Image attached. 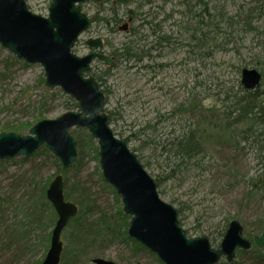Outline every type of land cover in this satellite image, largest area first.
Returning a JSON list of instances; mask_svg holds the SVG:
<instances>
[{
	"label": "rangeland",
	"instance_id": "rangeland-1",
	"mask_svg": "<svg viewBox=\"0 0 264 264\" xmlns=\"http://www.w3.org/2000/svg\"><path fill=\"white\" fill-rule=\"evenodd\" d=\"M25 1L34 14L48 16L51 0ZM256 4L264 11V0H136L128 7L90 0L81 6L89 17H111L115 10L120 22L97 21L75 45L78 56L87 55L86 41L98 37L110 55L124 42L140 39L132 29L141 24V32L154 40L146 22L161 24L163 33L171 37L168 47L152 53L156 56L152 69L121 59L111 67L95 62L91 74L105 72V112L114 113L109 114L110 126L118 138L130 139L129 148L154 179L158 170L147 165L153 147L161 150L164 141L190 129L204 135L205 157L200 164L190 163V170L177 171L158 192L162 200L181 209L179 222L187 236H207L214 249L220 248L232 220L242 223L251 241L264 231V124H255L246 139L237 135L238 145L223 131L225 113L235 110L233 103L243 94L244 68L263 75L259 89L264 92V17L251 21L246 17ZM129 10L143 13L141 20L136 17L129 22ZM125 26L127 31L121 30ZM196 32L199 41L192 39ZM75 103L60 88L46 86L41 65H30L0 45V134L29 135L39 121L78 112ZM247 126L240 125L236 132ZM70 133L77 141L78 157L67 172H60L61 161L46 147L30 156L0 160V264L43 263L58 219L52 222L46 193L58 175L67 181L74 197L81 199L80 190L87 192V216L96 230L93 243L94 231L82 234L89 238L85 246L76 224L67 225L63 251L70 248L76 255L69 264H93L96 258L115 264H164L148 248L130 240L131 217L123 212L121 196L103 176L98 141L87 129L73 128ZM251 250L237 251L232 264H251ZM218 264L229 263L223 257Z\"/></svg>",
	"mask_w": 264,
	"mask_h": 264
},
{
	"label": "water",
	"instance_id": "water-1",
	"mask_svg": "<svg viewBox=\"0 0 264 264\" xmlns=\"http://www.w3.org/2000/svg\"><path fill=\"white\" fill-rule=\"evenodd\" d=\"M90 0H51L47 17L34 14L25 0H0V45L30 65H41L48 88H60L78 105L54 120L39 121L30 134H0V160L30 156L42 147L50 150L66 169L78 157L73 128L87 129L98 141L100 164L105 180L121 196L123 212L131 217L128 235L156 254L164 264H218L223 257L232 264L237 251L264 248V231L253 241L244 235L239 220H232L219 249L207 236L188 237L180 226L178 211L161 199L155 179L146 171L128 144L118 138L105 112L106 96L91 75L95 60L107 66L113 58L103 50L101 37L88 39L90 52L78 56L74 47L95 23L82 11ZM123 30H126L123 28ZM263 75L256 69L241 71V85L247 91L261 87ZM58 219L52 230L50 248L42 264H61L62 234L78 215L79 207L66 200L64 180L56 176L47 193ZM93 264H115L96 258Z\"/></svg>",
	"mask_w": 264,
	"mask_h": 264
},
{
	"label": "trees",
	"instance_id": "trees-1",
	"mask_svg": "<svg viewBox=\"0 0 264 264\" xmlns=\"http://www.w3.org/2000/svg\"><path fill=\"white\" fill-rule=\"evenodd\" d=\"M98 2L104 5L109 3V4H112V6L116 4L117 6L119 5V7H123V6L128 7L132 3L136 2V0H98ZM262 8H263L262 5L261 6L259 4L254 5L252 9L249 10V12L248 11L246 12V17L250 19V21L251 19L259 20L260 18L264 17V11H262ZM129 11H130L129 16L130 18H133V19H135L136 17H140L143 14V13L138 14L136 11L134 12L131 10ZM96 17H97V21L103 22L106 25L111 24V23L118 24L120 22L118 21L119 20L118 13L115 10H113V15H111V17H107V16L101 17L100 14L97 15ZM237 17H240V15H238ZM140 20H141V17H140ZM143 20L145 21V18ZM146 25L149 26L146 29L153 30L152 36L155 37L154 40L150 41V36H147L141 32V29L144 27L142 24L139 25L138 27H134L132 29V32L134 33V36L140 35V39H131L130 41L124 42L121 45V48H115L112 54L115 55L118 60L122 59L126 63H131L133 65H143V67L147 69L153 68V66L150 64L155 59L152 53L154 51L162 49L164 46L170 45L171 37L163 33L161 24L152 25V22H146ZM207 26L208 25H206V27ZM204 30L202 29L201 33L203 35H206V33H204ZM192 37H193L192 39L195 41L200 40V37L197 36V32L195 34H192ZM145 61L147 62L150 61V62L149 64H146ZM93 77L97 80L102 90L103 82L105 83V77H106L105 72L98 74L96 76L94 75ZM103 92L105 94V91ZM263 95H264V92L260 91V89H257L255 91H247L245 89L243 90L242 96L237 97L235 102L233 103L232 107H234L235 110L227 111L225 113L224 128H223V131L225 133L224 136H228L230 140L234 139L235 144L238 145L240 141L235 140L237 135H240V136L243 135L242 138L246 139L245 134L252 131L251 128L255 124H259V123L264 124V96ZM74 105L76 108H78L77 103H75ZM232 113L235 114L234 115L235 118H231ZM109 114L112 117L114 115V113L112 112H110ZM111 116H110V122H111V119H113L111 118ZM242 124H247L248 125L247 129H244L240 132H236V129ZM90 138L92 137L90 136ZM123 141H125L128 144L130 139L126 138V139H123ZM205 143L206 141H205L203 134H201L197 130L190 129L186 131L185 133H183L182 135H179V136H176V137H173V138H170L164 141V143L162 144L161 150L157 146L153 147L149 154V157H148L149 160L147 162V165L148 166L155 165V167L158 170V176L155 179L157 187L158 188L163 187V185L166 182L171 181L175 177V174L177 171L182 172V171L190 170L189 168L190 163L196 164L197 162H199L200 164V161L204 159L205 157ZM81 148H82V144L80 142L79 149ZM81 160H82V154L80 153V157L78 159L79 164ZM60 172H67V169L61 166ZM64 184H65L64 193H65L66 200L75 201L80 207L78 215L74 217L69 222V224L75 223L76 230L78 233H81V235L86 231H90L89 234L91 233V231H94L90 235V238H92L91 242L93 243L94 237L96 236V230L94 229L95 224L89 220L91 216H87V213L90 211V205L85 204L86 202L85 200L88 197L87 192H85L84 190H80L79 197H81V199H78L74 197L72 194V191L69 190L67 181ZM261 185L264 187V182H262ZM75 188H78V186H75ZM44 198H46L45 194H44ZM50 208L52 210V215L54 217V219L52 220L53 222L57 218V214L53 210V206L50 205ZM221 234L223 235V232H221ZM83 237H85V246L89 245L88 244L89 238H87L88 236L87 237L83 236ZM130 240L134 242L137 247L144 248L136 240L134 239H130ZM90 245H93V244H90ZM80 250H82V248ZM263 251L264 249H258L257 247H253L251 252L254 254V259L251 264H264V252ZM238 252L246 253V251L245 252L238 251ZM74 256L76 255L73 253V251L70 250V248L65 249L62 253L61 264H69L71 261V257L73 261ZM234 264H238V263L236 262Z\"/></svg>",
	"mask_w": 264,
	"mask_h": 264
},
{
	"label": "flooded vegetation",
	"instance_id": "flooded-vegetation-1",
	"mask_svg": "<svg viewBox=\"0 0 264 264\" xmlns=\"http://www.w3.org/2000/svg\"><path fill=\"white\" fill-rule=\"evenodd\" d=\"M95 18H96V22H97V17H95ZM132 19H133V18H130L129 22H131ZM123 28H125L126 30H123ZM123 28H121V30H123V31H127V26H125V27H123ZM90 39H95V38H90ZM102 39H103V38H102ZM103 44H104V41H103ZM103 46H104V45H103ZM166 47H168V46H164L162 49H159V50H162V51H163ZM88 49H89V48H88ZM103 50H104V47H103ZM89 52H90V50H89ZM89 52H88V53H89ZM104 52H105V50H104ZM105 53H106V52H105ZM112 53H113V52H112ZM112 53H111L110 55H108V54H107V55H108L109 57L113 58V64H115V63L118 61V59H117V57H116L115 55H113ZM154 57H156V56H154ZM95 62H100V61L95 60L94 63H95ZM94 63H93V64H94ZM93 64H92V66H93ZM113 64H112V65H113ZM112 65H111V66H112ZM111 66H109V67H111ZM91 72H92V70H91Z\"/></svg>",
	"mask_w": 264,
	"mask_h": 264
}]
</instances>
